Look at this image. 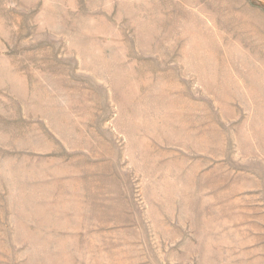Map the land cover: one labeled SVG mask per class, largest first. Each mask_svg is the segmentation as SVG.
<instances>
[{
	"label": "rangeland",
	"instance_id": "obj_1",
	"mask_svg": "<svg viewBox=\"0 0 264 264\" xmlns=\"http://www.w3.org/2000/svg\"><path fill=\"white\" fill-rule=\"evenodd\" d=\"M0 264H264V0H0Z\"/></svg>",
	"mask_w": 264,
	"mask_h": 264
}]
</instances>
